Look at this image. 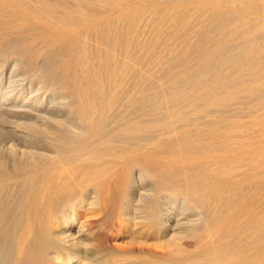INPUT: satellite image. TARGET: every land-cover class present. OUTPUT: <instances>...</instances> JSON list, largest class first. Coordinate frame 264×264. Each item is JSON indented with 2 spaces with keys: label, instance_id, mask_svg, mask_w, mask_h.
I'll return each instance as SVG.
<instances>
[{
  "label": "bare ground",
  "instance_id": "6f19581e",
  "mask_svg": "<svg viewBox=\"0 0 264 264\" xmlns=\"http://www.w3.org/2000/svg\"><path fill=\"white\" fill-rule=\"evenodd\" d=\"M263 10L0 0V264H264ZM113 177L129 246L91 247Z\"/></svg>",
  "mask_w": 264,
  "mask_h": 264
},
{
  "label": "rangeland",
  "instance_id": "374dc122",
  "mask_svg": "<svg viewBox=\"0 0 264 264\" xmlns=\"http://www.w3.org/2000/svg\"><path fill=\"white\" fill-rule=\"evenodd\" d=\"M263 30H264V24H263L261 30L259 31L260 33L258 32V34H257L258 39L261 41V43L258 39H257L258 41L257 40L254 41L255 42L254 44L257 46H259V45L261 46V44L262 45L264 44V31ZM241 40H242V42H241ZM241 40L239 41V44H243V43L245 44V40L244 39H241ZM263 96H264V91L262 90V99H264ZM251 100L252 99L250 97L241 96V97L236 99L234 104H232L228 107H225V108H218L217 113L219 114V113L223 112L224 114H226V115L229 114L231 116L245 115L246 113H249L256 108H259L260 106H263V104H264V103L261 104L262 103L261 100L259 102L253 101V100L251 101ZM251 104H254V105H251ZM119 109L121 111H123V107L122 108L115 107L112 111L113 113H111V116L109 115L110 124L106 128V131H110L115 126L121 124L120 123L121 121L119 120V117H118L121 114V111ZM248 109H250V110H248ZM145 110H147V112ZM140 111L142 113H140ZM143 111H144V113H143ZM149 111H150L149 109H140L139 114H141L140 116L143 119H145V117H146L145 115H147V113ZM116 112H118V113H116ZM143 114H144V116H143ZM4 125L7 126L9 124L4 123ZM4 132L6 133L5 129H4ZM3 135H4V133H3ZM3 135L1 134L0 139L2 137H4ZM5 135L7 136V133ZM6 136L4 137V139L2 138L0 141H2V140L5 141V138H7ZM2 143H4V142H2ZM114 181H116L115 177H113L111 179V184H108V186L106 187V191H107L106 194L108 193V196L101 203L99 215L98 214L97 215H90L91 218H94L95 220L98 219L100 221H96L93 224H91L85 228L86 234L90 237V240H91V244H90L91 247H96L98 244H102V246L112 247L114 245V244H112V242H114L115 244L120 246V248H124V247L129 246V243L127 241L128 239L126 238V236H124L125 235L124 223H123L124 219H123V217L120 216V213H119V208L121 206H123V201L121 199H119V193L120 192L117 189V187L115 185L116 183ZM174 214H175V212H174ZM119 223H121V226L119 225ZM122 226H123V228H121ZM103 243H105V244H103ZM181 243L193 245L195 243V239L194 238L193 239L185 238V239L181 240ZM125 245H127V246H125ZM155 251L156 252H163V249L161 250V246L157 245V246H155Z\"/></svg>",
  "mask_w": 264,
  "mask_h": 264
}]
</instances>
